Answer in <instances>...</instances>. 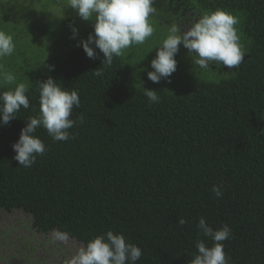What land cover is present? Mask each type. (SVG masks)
Returning a JSON list of instances; mask_svg holds the SVG:
<instances>
[{
    "label": "trees",
    "instance_id": "16d2710c",
    "mask_svg": "<svg viewBox=\"0 0 264 264\" xmlns=\"http://www.w3.org/2000/svg\"><path fill=\"white\" fill-rule=\"evenodd\" d=\"M67 4L0 0V31L15 44L0 65L28 85L30 104L0 126V211L22 210L36 231L56 230L82 246L108 230L122 233L142 250L136 264H189L195 241L207 240L196 227L203 217L231 228L223 242L230 264H264V0H154L153 35L111 66L101 65L99 49L90 59L78 46L92 25ZM217 8L238 18L246 50L239 68L202 70L181 45L171 77L149 80L169 27L186 30ZM99 67L103 74L94 76ZM49 76L78 92L80 107L70 118L83 114L84 122L69 129L67 141L37 128L46 151L24 168L12 144L37 114V81ZM144 88L155 90L159 103L149 102Z\"/></svg>",
    "mask_w": 264,
    "mask_h": 264
},
{
    "label": "clouds",
    "instance_id": "9594fccd",
    "mask_svg": "<svg viewBox=\"0 0 264 264\" xmlns=\"http://www.w3.org/2000/svg\"><path fill=\"white\" fill-rule=\"evenodd\" d=\"M154 0H68L71 8L82 21H90L92 32L87 39H81L80 47L90 59H95V49L103 54L101 65L111 66L114 57H120L132 45L143 44L154 33L149 17L155 13ZM238 18L223 9L206 12L194 20L186 30L181 25L172 24L162 42L155 47V56L150 60L151 71L147 77L153 83L168 79L176 71L175 59L182 45L195 58L194 62L202 70L211 69V65L220 64L227 69H238L244 60L246 50L240 43L235 25ZM73 38L78 30L72 27ZM94 46V47H93ZM15 51L13 37L0 31V58L10 56ZM102 68L93 71L101 76ZM38 111L27 118L26 125L20 130L18 139L12 144L14 159L24 168H31L37 156H42L45 144L35 135L36 129L43 127L54 141H67L72 138L69 129L84 122L83 114L74 121L71 119L74 107H80V98L76 90H68L49 76L37 81ZM0 126L7 125L17 117L23 107L28 109L26 95L28 85L17 82L16 76L2 69L0 65ZM145 89V95L151 103H159L160 97L155 90ZM212 192L218 198L223 196L221 186L213 185ZM186 220L181 217L178 225ZM198 234L207 240L195 241L196 252L189 264H230V257L224 252L223 242L230 238L232 230L227 224L218 228L208 225L203 217L198 218ZM58 239L65 235L56 233ZM142 255L137 245L127 241L122 233L108 230L89 239L66 264H136Z\"/></svg>",
    "mask_w": 264,
    "mask_h": 264
},
{
    "label": "rangeland",
    "instance_id": "374dc122",
    "mask_svg": "<svg viewBox=\"0 0 264 264\" xmlns=\"http://www.w3.org/2000/svg\"><path fill=\"white\" fill-rule=\"evenodd\" d=\"M18 8L20 6L15 5L12 11H19ZM50 9L55 12L53 6ZM56 233L61 232L53 230L41 233L33 229L30 216L22 210H1L0 264H43L45 259L49 264H59L61 261V264H66L82 245L63 233L66 238L60 240Z\"/></svg>",
    "mask_w": 264,
    "mask_h": 264
}]
</instances>
